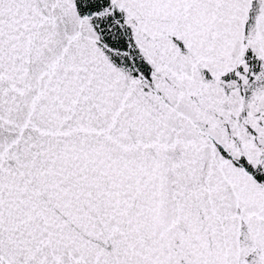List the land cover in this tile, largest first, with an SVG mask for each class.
I'll list each match as a JSON object with an SVG mask.
<instances>
[{
  "label": "snow or ice",
  "instance_id": "6c2138e0",
  "mask_svg": "<svg viewBox=\"0 0 264 264\" xmlns=\"http://www.w3.org/2000/svg\"><path fill=\"white\" fill-rule=\"evenodd\" d=\"M0 264H264V0H0Z\"/></svg>",
  "mask_w": 264,
  "mask_h": 264
}]
</instances>
